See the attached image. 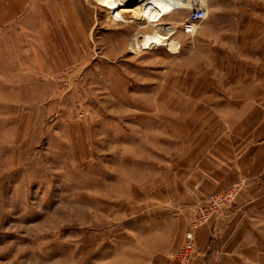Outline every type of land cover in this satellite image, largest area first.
<instances>
[{
	"label": "rangeland",
	"instance_id": "rangeland-1",
	"mask_svg": "<svg viewBox=\"0 0 264 264\" xmlns=\"http://www.w3.org/2000/svg\"><path fill=\"white\" fill-rule=\"evenodd\" d=\"M260 1L207 0L191 35L187 10L167 16L172 54L132 53L153 28L111 25L93 0H0V264H127L133 242H175V226L165 264H194L199 231L222 242L226 223L228 264H264V182L248 200L245 179L206 196L188 184L227 147L234 99L259 89L236 83L252 64L240 13Z\"/></svg>",
	"mask_w": 264,
	"mask_h": 264
},
{
	"label": "crops",
	"instance_id": "crops-1",
	"mask_svg": "<svg viewBox=\"0 0 264 264\" xmlns=\"http://www.w3.org/2000/svg\"><path fill=\"white\" fill-rule=\"evenodd\" d=\"M258 8L257 12L246 10L240 13L248 23L245 24L246 29L243 32V53L245 60L252 64L244 73L247 81L236 84L259 89L254 88V92L249 90L245 97L234 99L242 105L225 117L228 120V133L224 138L227 147L221 148L219 144H213L211 153L197 160L196 174L188 179V184L193 188L198 187V194H194L196 196L216 193L239 179H245L248 185L242 198H260L262 194L255 183L264 182V0L260 1ZM237 71L236 74L239 73ZM224 159L229 161L226 167L222 164ZM186 197L192 198L191 190L187 192ZM251 209L252 207L245 205L237 208L235 215H240L239 223H248L250 215L248 219L241 215L249 214ZM220 226L222 242H212L213 224L199 231L194 264H228V261L232 260L235 252L233 245L236 243L229 242V238L234 234L231 235L230 224ZM181 231L180 227L176 229L175 226V242H133L132 246H137L140 251L127 255L126 263L165 264L164 254L179 245L180 242L177 241L180 239L178 237H181ZM241 241L237 242L240 246L245 244Z\"/></svg>",
	"mask_w": 264,
	"mask_h": 264
},
{
	"label": "bare ground",
	"instance_id": "bare-ground-1",
	"mask_svg": "<svg viewBox=\"0 0 264 264\" xmlns=\"http://www.w3.org/2000/svg\"><path fill=\"white\" fill-rule=\"evenodd\" d=\"M98 6L105 8L107 12L106 21L111 25L118 22L127 24H137L139 21L143 25H138L139 29L153 28L152 33H142L135 35L130 42V49L133 52L139 50H151L162 46L168 52L176 54L178 43L170 38L176 26L159 27L161 20L172 14L187 10L183 5L175 0H137L133 6H125L127 0H93ZM132 1V0H131ZM207 12V0H198ZM129 16H126V15ZM187 16V15H186ZM140 38V39H138Z\"/></svg>",
	"mask_w": 264,
	"mask_h": 264
},
{
	"label": "built area",
	"instance_id": "built-area-1",
	"mask_svg": "<svg viewBox=\"0 0 264 264\" xmlns=\"http://www.w3.org/2000/svg\"><path fill=\"white\" fill-rule=\"evenodd\" d=\"M178 4L187 8V16L182 23L185 34L191 35L195 32L197 25L205 18L206 11L198 0H175ZM190 233L188 239H191Z\"/></svg>",
	"mask_w": 264,
	"mask_h": 264
}]
</instances>
